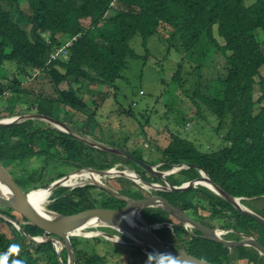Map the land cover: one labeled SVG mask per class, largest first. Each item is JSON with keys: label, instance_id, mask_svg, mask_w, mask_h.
Returning a JSON list of instances; mask_svg holds the SVG:
<instances>
[{"label": "trees", "instance_id": "16d2710c", "mask_svg": "<svg viewBox=\"0 0 264 264\" xmlns=\"http://www.w3.org/2000/svg\"><path fill=\"white\" fill-rule=\"evenodd\" d=\"M162 29L178 39L182 53V62L173 75L174 89L184 88L181 74L185 67L198 73L195 92L190 96L197 113L177 116V125L157 128L150 118L140 121L136 134L142 136L143 142L138 145L160 151L158 162L164 163V170L182 163L203 168L225 191L242 198L245 206L264 216V41L258 35L264 31V0H255L250 6L246 0H0V119L17 116L25 105L30 114L57 119L83 138L94 136L152 165L143 150L128 148L130 136H118L123 117L146 118V111L137 118L133 108L119 100L118 83L124 80L129 60L152 57L149 40ZM137 36L145 47L143 55L131 45ZM218 38H223L224 44ZM65 45L68 53L53 61L51 54ZM217 57L224 71L202 81L199 72H211L215 64L217 67ZM62 84L67 87L62 88ZM101 86L107 88L103 95L97 92ZM98 94L101 99L95 98ZM257 103L261 107L255 113ZM203 107L218 119L216 141L205 144L185 136L190 130L185 129L187 123L196 118L208 120L202 114ZM36 121L40 120L0 127V159L8 174L6 188L13 193L28 194L85 167L104 170L116 165L122 169L125 165L136 168L149 182H162L121 155L107 153L50 123ZM29 161L33 162L30 168ZM39 161L42 164L37 166ZM50 173L53 177L47 181ZM197 178L199 172L190 168L166 179L180 186ZM110 183L135 200L149 197L129 179L113 178ZM56 194L50 208L61 214L79 216L115 210L143 225L171 223L177 241L186 240L189 254L203 264H264V257L251 247L230 250L199 231L190 234L166 211L136 209L104 188H61ZM158 195L205 226L233 230L225 236L227 239L240 240L239 233H243L264 246V227L207 188ZM3 208L6 211L1 214L16 220L19 228L0 216V225L7 224L12 234L9 238L0 228V258L7 255V264L13 260L23 264H68V248L63 240L60 258L50 239L34 242L28 238L46 232L31 223L37 222L35 218ZM155 232L173 237L166 227ZM76 238H71L73 264L115 261L90 247L77 248ZM94 240L101 242V236ZM173 241L176 242L174 238ZM13 244L20 246L18 254L10 252Z\"/></svg>", "mask_w": 264, "mask_h": 264}, {"label": "rangeland", "instance_id": "374dc122", "mask_svg": "<svg viewBox=\"0 0 264 264\" xmlns=\"http://www.w3.org/2000/svg\"><path fill=\"white\" fill-rule=\"evenodd\" d=\"M255 0H246V4L248 6L252 5ZM72 3H75L73 1ZM169 32V31H168ZM259 39L261 41H264V31L260 30L258 32ZM48 36V35H47ZM223 39V38H222ZM221 38H218L221 44H224V41ZM132 47L134 50L140 54H145V47L142 44V39L140 36H137L133 39L131 42ZM148 48L152 53V57L149 60L144 59H131L129 60L128 68L123 73L124 80L119 82L118 85L121 88V93L119 96V100L124 104L125 107L131 106L133 108L134 113L136 114L137 118L146 111V118L139 119H131L129 117H123L122 119V127L120 128V131L118 133V136H122V138H127L130 136V140L128 142V148L131 150H136L137 148H140L145 153V159L152 162V165L155 168L164 170V163L158 162L160 159V151L154 150L151 147H146L143 145H138L139 141H142V136L137 135L136 132H139L140 130V124L141 122L144 123L147 118H150L152 121V126L154 128H157L159 126L176 124V117L177 116H185V114L190 113H197V110L195 106L191 103L190 96L195 92V84L198 78V73L194 71L192 68L185 67L181 74V79L184 84L183 89H179L178 91L174 89L173 87V75L175 71L177 70V66L179 63L182 62V53L180 49V44L178 39H175L172 35H168L164 29L161 30L159 34H156L152 38H150L148 43ZM220 57L216 58V64L213 66V68L210 70L205 69L202 72H199L201 75L202 81L208 80L209 77L212 75L217 76L218 73H221L224 71V67L218 63L220 61ZM33 72H37V69H35ZM38 73V72H37ZM261 75H264V68L261 70ZM259 79V77H257ZM177 87L178 85L175 84ZM66 84H62V88H66ZM100 88V87H99ZM96 90V89H95ZM97 92L101 93L102 95L107 92V88L103 87L101 89H97ZM127 96V98H125ZM90 99L95 100L101 99V95H97L95 98L94 96H88ZM257 97V96H256ZM264 105V102L262 103ZM27 106L23 105L22 109L19 110L17 116H15V119H18V123L24 121L22 119V116L24 114H30L27 112V109L24 108ZM261 104L257 103L255 107V113H257L260 110ZM116 108V106L114 107ZM21 111V112H20ZM23 114V115H22ZM36 114V113H35ZM202 114L204 116H207L206 121L196 118L194 121H191L186 124L185 129L189 132L185 135L187 138L193 140H200L203 144L206 142H215L216 141V134L215 129L218 125V119L213 116L211 113L208 112L206 108H202ZM24 118V117H23ZM33 120H40V119H33ZM60 120L63 121V118ZM42 125H48L49 122H46L44 120H40ZM36 121V122H40ZM141 121V122H140ZM75 129H70V131L77 137H81L80 134ZM87 141L90 142H96L97 144H105L103 142H100L96 137L89 136L86 138ZM207 147L206 145L204 146ZM43 159V158H42ZM36 162V161H35ZM28 168H30L33 164L31 161L27 162ZM42 162H37V166L41 165ZM54 166H58L59 163H54ZM110 169V168H108ZM106 170V169H104ZM6 171V169H5ZM53 171V169H51ZM7 173V171H6ZM25 175H20V177ZM53 177V173L49 174V177H47V181H50ZM200 177V175H199ZM111 179H107L108 183H110ZM50 183V182H49ZM48 183V184H49ZM113 188H115L113 185H111ZM44 187V186H40ZM203 187L207 188L204 185H198L195 189ZM70 189H75L70 188ZM135 189V187L133 188ZM208 189V188H207ZM153 190H150L148 193L149 197L152 195L155 197H159L158 193L154 192L151 193ZM57 197V194L54 192L51 196V200L48 202L46 206H49L53 203V200ZM159 209V208H158ZM162 210V209H161ZM6 210L2 207H0V213H4ZM183 212V211H182ZM169 215L173 216L172 214L168 213ZM2 216V215H0ZM1 230L7 234L9 238H12L11 229H9L8 225L1 224ZM149 226V225H145ZM159 230V228H156ZM106 232H109L111 234H115L122 238L125 237V234H122L114 229L108 228L103 229ZM187 230V229H186ZM171 231V230H170ZM188 231V230H187ZM89 233L93 232L92 230H88ZM98 232V230H97ZM96 232V233H97ZM196 234V230L194 229ZM95 233V234H96ZM223 233V232H221ZM230 233V232H229ZM167 234V233H165ZM130 237L124 241V243H131L133 241H139L140 237L134 234H128L126 237ZM182 238H184V234L181 233ZM73 237V236H72ZM71 237V238H72ZM76 238L77 248H88L90 247L92 251L95 253L101 255V256H107L109 258H114L115 261L113 264H156L150 257L148 256H142L141 253L138 250L135 249H127L123 247L122 245L113 243L109 240H106L104 236H101V242L96 243L95 238H88V237H79ZM168 238V237H167ZM170 242L173 241V237L170 239L168 238ZM230 240V237H229ZM37 241V240H35ZM185 246L187 245V241L182 242ZM173 249L176 250L175 247ZM257 251V250H256ZM145 253H149L148 251H142ZM181 253L183 251H180Z\"/></svg>", "mask_w": 264, "mask_h": 264}, {"label": "water", "instance_id": "95a60500", "mask_svg": "<svg viewBox=\"0 0 264 264\" xmlns=\"http://www.w3.org/2000/svg\"><path fill=\"white\" fill-rule=\"evenodd\" d=\"M15 118L16 117L0 120V127L12 126L14 124H18V119ZM36 118L49 122L50 124L57 127L59 130L63 132H67L74 135L70 131L69 126H67L66 124H64L63 122L57 119H53L41 114H27L22 116V119L24 120H29V119L33 120ZM85 142L93 147L107 151L111 154L114 153L116 155H121L126 159L131 160L135 162L137 165L144 168L149 174L157 176L162 180H165L167 176L178 173L179 170L181 171L190 168L196 169L199 172L200 177L188 181L180 186H173L166 181H165V185H161L145 180L134 170L131 171L122 170L119 168L120 165H116L106 170H96L93 168L85 167L59 178L51 182L45 188L39 190H48L50 194H53L59 188L67 187L68 181L90 173L106 176V177L126 178L132 181L134 180L135 183L137 182V184L140 185L141 187L144 186L143 188L155 190L156 192L159 191L173 192V193L186 192L196 188L198 185H203L202 182H204L208 185L205 187H207L212 193L216 194L217 196H220L221 198L229 202L237 211L241 212L246 216H249L250 218L254 219L256 222H258L260 225L264 227L263 215H260L259 213L245 206L241 202L242 198L233 196L229 194L227 191H225L209 176V174L205 170L201 169L197 165L182 163L177 165L176 169L174 170L168 172H161L156 170V168H154L152 165L138 159L133 154L125 150H122L120 148L97 145L94 142H90L87 140ZM6 175L8 174L3 168V164L0 159V185L4 187H7L9 184L6 180ZM105 189L108 190L119 200L124 201L125 203L131 206L134 205L137 208H148V207L153 208L154 204H158L159 209H162L167 213L172 214L184 224H186L185 222H187L189 224L188 226L193 227L194 229L200 231L205 238L222 243L225 247L229 249L240 246L251 247L257 250L259 254L264 257V246L260 244L255 238L249 237L243 233H239L240 236L242 237L240 240H225L220 236L222 231H219L218 229H212L208 226L203 225L201 222L191 218L190 216L182 212V210H180L179 208L175 207L173 204L169 203L168 201L160 197H155L152 195L151 197L145 200H135L125 196L124 194L120 193L110 185L108 188L105 187ZM30 194L31 193L29 194L13 193L11 191H8V194H5L3 193V191H1L0 206L13 209L19 213L35 218L37 222L35 221L31 223L45 228L46 232L43 238L50 239L53 242V244L59 243V239L63 240L68 248V255H69L68 264H73V259L75 254L74 248L72 247V244L70 242V237L72 235L80 236L79 234L81 233L80 232L81 230L93 228L91 226H93L94 224H97V226L105 225L111 228H120L125 232L126 231L129 233L131 232L134 235L139 236L140 237L139 241L141 242L138 241V242L124 243V246L128 248H134L139 250L142 249L143 251H149L152 255L171 254L172 256L180 260V264H203L200 261L194 259L186 250V248H184L183 246L180 247V250H174L171 247L167 246L164 240L161 237L157 236L151 230L152 229L151 226H144L139 222H137L135 219L134 221L133 219H131V216L127 215L124 212L115 211V210H105V211L87 213L79 216H73V215L68 216L56 212L51 208L46 207L45 214H43L32 205L31 201L29 200ZM2 217L12 223L16 222V220L7 218L6 216H2ZM48 234H50V236H48ZM82 235H84V233ZM95 236H104L109 240L115 241L111 238L112 236L110 234L105 233L104 231H98L95 234ZM28 238L30 239L31 237L28 236ZM180 251L183 252L181 253ZM59 256H61V253H59ZM151 257L156 264H169V259L165 256L156 255Z\"/></svg>", "mask_w": 264, "mask_h": 264}, {"label": "bare ground", "instance_id": "6f19581e", "mask_svg": "<svg viewBox=\"0 0 264 264\" xmlns=\"http://www.w3.org/2000/svg\"><path fill=\"white\" fill-rule=\"evenodd\" d=\"M59 50V49H58ZM57 50V51H58ZM57 51L55 52V53H52L51 54V56L53 57L54 55H56V53H57ZM65 55H60L59 57H57L56 59H54V58H52L53 59V61H56V60H59V59H61V58H63ZM37 72H38V70H37ZM37 72H35L34 74H36ZM78 139H80V140H82V141H86V138H83V137H78ZM95 144H97L96 142H95ZM97 145H104V146H108V147H113V146H110V145H108V144H97ZM96 148V147H95ZM104 151V150H103ZM105 152H107V151H105ZM107 153H109V152H107ZM130 153V152H129ZM135 156V155H134ZM138 158V157H137ZM139 159V158H138ZM143 161V160H142ZM135 163V162H134ZM151 165V164H150ZM136 166H138V167H141V166H139V165H137L136 164ZM153 166V165H152ZM154 167V166H153ZM176 167H177V165H174L171 169H169V170H160V169H158V168H156V170H158V171H161V172H168V171H171V170H174V169H176ZM155 168V167H154ZM203 169V168H202ZM122 170H134V171H136L137 173H138V171L136 170V168H131V167H129V166H125V165H123V167H122ZM180 171V170H179ZM178 171V172H179ZM147 173V172H146ZM139 174V173H138ZM176 174V173H175ZM140 175V174H139ZM173 175V174H172ZM204 175V174H203ZM84 177L83 178H76V179H72V180H70V181H68L67 182V185L68 186H70V187H75V186H77V185H82V184H85V186L84 187H86V186H96V187H98V188H104L105 189V187L106 188H108L109 187V185H110V183H108V181H107V179H113V177H106V176H101V175H95V174H92V173H90V174H85V175H83ZM171 176V175H170ZM156 178H159V177H157V176H155ZM167 177H169V176H167ZM166 177V178H167ZM159 179H161V178H159ZM162 180V179H161ZM132 181V180H131ZM134 181V180H133ZM165 181L167 182V179H165V180H162V182H160V183H158V182H152V183H156V184H161V185H165ZM135 182V181H134ZM137 183V182H136ZM202 184L204 185V186H208L206 183H204V182H202ZM144 186H142V188H143ZM146 192H149L151 189H145V188H143ZM1 191H3V193H5V194H8V191L9 190H7V188L6 187H2V188H0V193H1ZM155 190H153L152 192H154ZM159 192H162V191H159ZM171 193H173V192H171ZM125 195V194H124ZM126 196V195H125ZM127 197H129V196H127ZM50 198H51V194L48 192V190H38V191H35V192H32L31 194H30V196H29V200L31 201V203H32V205L37 209V210H39L40 212H42L43 214H45V210H46V205L48 204V202L50 201ZM131 198V197H130ZM149 198V197H148ZM147 198V199H148ZM133 199V198H132ZM170 203V202H169ZM134 206V205H133ZM158 204H154L153 205V208H156V209H158ZM136 209H137V207L136 206H134ZM148 208H151V207H148ZM172 211V210H171ZM69 216V215H68ZM131 219H133V218H131ZM134 220V219H133ZM136 220V219H135ZM134 220V221H135ZM137 222H138V220H136ZM179 221V220H178ZM181 222V221H180ZM140 223V222H139ZM182 223V222H181ZM186 224H184V223H182V226L185 228V229H187L190 233H193V227H190V226H188L189 224L187 223V222H185ZM141 224V223H140ZM143 225V224H142ZM145 226V225H144ZM149 226H151L152 227V231L157 235V236H159V237H161L162 239H165L166 237H164L163 235H160V234H158V233H156L155 232V230H156V228H163V227H166V228H168L169 230H171V233H172V236H173V238H174V240H176V239H178L177 238V236H176V233H175V231H174V225L173 224H171V223H165V222H161V223H157V224H153V225H149ZM91 227H93V228H89V229H85V230H81L80 232V236L79 237H88V238H95V237H97V236H95V233L97 232V230H98V228L99 227H103V229H108V228H111V227H107V226H105V225H99V226H97V224H94L93 226H91ZM102 229V230H103ZM111 229H114V230H116V231H118V232H120V233H122V234H125V236L126 235H128V234H133V233H129V232H125V231H123V230H121L120 228H111ZM88 230H92L93 232H91V233H89L88 232ZM104 231V230H103ZM105 233H108V234H110L112 237V239L113 240H115V241H112V240H109L108 238H106L105 237V239L106 240H109V241H111V242H113V243H116V244H119V245H122V246H124V242H123V240H121L120 239V237L119 236H117V235H115V234H111V233H109V232H106V231H104ZM229 232H234L233 230H224L223 231V233H221V237L223 238V239H225V240H229V239H227V238H225V236H227V235H229ZM84 233V235H82ZM86 234V235H85ZM216 234V233H215ZM129 238V237H128ZM139 242H141V241H139ZM170 242V241H169ZM231 250V249H230ZM263 257V256H262ZM60 258H61V256H60Z\"/></svg>", "mask_w": 264, "mask_h": 264}, {"label": "clouds", "instance_id": "9594fccd", "mask_svg": "<svg viewBox=\"0 0 264 264\" xmlns=\"http://www.w3.org/2000/svg\"><path fill=\"white\" fill-rule=\"evenodd\" d=\"M10 118H12V117H10ZM3 119H7V118H3ZM0 120H2V119H0ZM55 127V126H54ZM55 128H57V127H55ZM70 128V127H69ZM71 129V128H70ZM77 137V136H76ZM78 138V137H77ZM91 146V145H90ZM128 152V151H127ZM69 174V173H68ZM96 175V174H95ZM66 176V175H65ZM84 176H80V177H77V178H83ZM61 178V177H60ZM59 179V178H58ZM76 179V178H75ZM57 180V179H56ZM55 181V180H54ZM49 185V184H48ZM47 185V186H48ZM85 186V184H82V185H77V186H75V189H77V188H83ZM3 186L2 185H0V188H2ZM46 187V186H45ZM45 187H43V188H45ZM62 188H74V187H70V186H67V187H62ZM39 189H42V188H38V189H34V191H31L30 193H32V192H35L36 190H39ZM59 189H61V188H59ZM58 189V190H59ZM58 190H56L55 191V193L58 191ZM71 190H73V189H71ZM154 192H156V191H154ZM154 192H151L152 194L154 193ZM156 193H158V192H156ZM29 194V193H28ZM51 196H52V194H51ZM159 196V195H158ZM160 197V196H159ZM161 198V197H160ZM57 199V198H56ZM50 200H51V198H50ZM55 200V199H54ZM54 200H53V202H54ZM52 205V204H51ZM51 205H49V206H45V207H48V208H50V206ZM0 215H2L1 213H0ZM2 216H4V215H2ZM1 216V217H2ZM6 220V219H5ZM8 221V220H7ZM10 222V221H9ZM12 223V222H11ZM14 224V226L15 227H17V228H19L18 227V225H17V221L15 222V223H13ZM193 230H194V228H193ZM196 230V229H195ZM219 231H224V230H221V229H218ZM198 232V230H196V233ZM200 232V231H199ZM195 232H193V233H190V234H193V235H195L194 234ZM29 236V235H28ZM44 236V235H43ZM43 236H30L31 238H30V240H32V241H34V242H42V241H44V240H47V238L46 239H44L43 238ZM48 236H50V234H48ZM72 236H75V235H72ZM71 236V237H72ZM71 237H70V242H71ZM129 237V236H128ZM128 237H123L122 239L123 240H125V239H127L128 240ZM130 238V237H129ZM35 240H37V241H35ZM164 240V242L166 243V245L167 246H169V247H171L172 249H173V247H175L176 248V250H180V247L181 246H183L184 248H186V250H187V246H185L181 241L179 242V241H177V239H176V242L174 243V242H169V239L168 238H165V239H163ZM126 241V240H125ZM52 242V241H51ZM124 242V241H123ZM133 242H138V241H133ZM52 244H53V242H52ZM66 244V243H65ZM54 245V247H55V249H56V251L58 252V255H59V253H61V250H62V245H61V240L59 239V243H55V244H53ZM55 245H57V246H55ZM73 247V246H72ZM20 246L18 245V244H13V245H11L10 246V252L11 253H16V254H18L19 252H20ZM175 250V249H174ZM143 251V250H142ZM188 251V250H187ZM140 252H141V250H140ZM149 252V251H148ZM141 254H143V255H145V256H148V257H150L151 259H152V257L151 256H156V255H160V256H165V257H167L168 259H169V264H180V260L179 259H177V258H175L174 256H172L171 254H155V255H152L150 252L149 253H145V252H141ZM153 260V259H152ZM154 261V260H153ZM69 262V261H68ZM0 264H7V255H5L4 257H2V258H0ZM12 264H23V262L21 261V260H13V262H12Z\"/></svg>", "mask_w": 264, "mask_h": 264}, {"label": "built area", "instance_id": "2783aa9c", "mask_svg": "<svg viewBox=\"0 0 264 264\" xmlns=\"http://www.w3.org/2000/svg\"><path fill=\"white\" fill-rule=\"evenodd\" d=\"M68 53V46H63L62 48H60L56 55H54L52 58L56 59L57 57H59L60 55H66Z\"/></svg>", "mask_w": 264, "mask_h": 264}, {"label": "crops", "instance_id": "0c3cea01", "mask_svg": "<svg viewBox=\"0 0 264 264\" xmlns=\"http://www.w3.org/2000/svg\"><path fill=\"white\" fill-rule=\"evenodd\" d=\"M103 87H104V86H101L100 89L103 88ZM0 228H1V226H0ZM140 253H141V252H140ZM141 255L144 256L143 254H141Z\"/></svg>", "mask_w": 264, "mask_h": 264}, {"label": "flooded vegetation", "instance_id": "af4514ba", "mask_svg": "<svg viewBox=\"0 0 264 264\" xmlns=\"http://www.w3.org/2000/svg\"><path fill=\"white\" fill-rule=\"evenodd\" d=\"M217 229H218V228H217ZM167 237H169V236H167ZM167 237H166V238H167ZM169 238H171V237H169Z\"/></svg>", "mask_w": 264, "mask_h": 264}]
</instances>
